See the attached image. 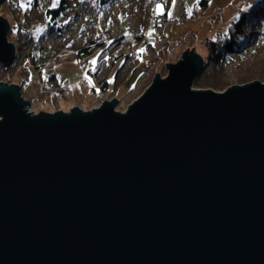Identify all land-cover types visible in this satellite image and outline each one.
<instances>
[{"label":"water","instance_id":"1","mask_svg":"<svg viewBox=\"0 0 264 264\" xmlns=\"http://www.w3.org/2000/svg\"><path fill=\"white\" fill-rule=\"evenodd\" d=\"M202 65L184 51L122 112L32 113L0 80V264H264V82L194 88Z\"/></svg>","mask_w":264,"mask_h":264},{"label":"rangeland","instance_id":"2","mask_svg":"<svg viewBox=\"0 0 264 264\" xmlns=\"http://www.w3.org/2000/svg\"><path fill=\"white\" fill-rule=\"evenodd\" d=\"M30 1L32 0H10L12 2L10 6L7 0L2 5L0 4V14L2 12L4 16H9L11 22L13 18L21 15L25 19L23 21L24 36L22 35L21 39L29 35L33 37L26 45H21L20 61L31 52L37 56V48L41 49V60L44 64L38 70L30 64L26 65L28 72L21 96L28 100L31 106L38 107L35 113L39 110L53 113L58 110L68 111L75 105L88 110L97 107L103 100L98 99L88 103L90 96L87 93L91 82L86 71L94 64L93 61L97 57L96 52L80 59H76L70 52L51 57L53 51H57L59 44H69L70 41H74L75 45H80L93 31L101 30H107L112 37L129 32L144 34L143 40L136 49H133L136 57L131 55L126 59L128 70L122 82L114 81L115 72L121 67L122 61L118 60L107 74L109 91H112L114 95L117 94L118 97L115 109L122 112L144 91L143 89L148 86L155 73L165 75L166 71L163 67L166 63L175 62L184 51H191L193 48L196 53L203 56L205 51L201 45L202 39L211 36L217 29H225L229 20L236 15L233 7L244 8L250 0H207L203 8L194 5L198 0H175V3L173 0L156 2H153L154 0H114L99 9L80 7L79 0H71V11L60 20L65 25L61 37H56L54 32L43 31L44 10L53 6L54 0H37L38 5L35 9L29 7L31 6ZM181 3L186 4L185 16L180 14ZM151 13L159 17L163 13L166 14L169 23L157 27L148 16ZM73 14L77 16L73 17ZM179 14L184 20L179 24L173 23L172 20ZM257 31H259L258 28ZM260 37L261 40L253 41V50L264 48V36ZM146 44H151L155 50L150 58L140 56V49L143 50ZM250 61L251 54L249 53L242 59L238 56L231 57L223 64V70L227 75L226 85L221 88L222 90L215 91H223L231 84H241L239 78L237 79L238 76L235 75V73H241L237 72L239 71L237 64L240 63V66L244 67ZM148 62L154 65L153 67L148 65L149 67L144 69L143 77L142 68ZM47 73L55 75L56 80L53 83L48 79ZM19 74L20 71L13 73L11 69L3 70L0 66V80H4V75H13L12 80L19 84L22 81ZM255 80L261 81L260 79Z\"/></svg>","mask_w":264,"mask_h":264},{"label":"trees","instance_id":"3","mask_svg":"<svg viewBox=\"0 0 264 264\" xmlns=\"http://www.w3.org/2000/svg\"><path fill=\"white\" fill-rule=\"evenodd\" d=\"M71 0H54L53 4L55 6L48 7L44 10V25L43 31L54 32L56 37H61L65 30V25L61 19L71 11ZM114 0H79L78 3L80 7H87L90 9L95 7L97 9L103 8L104 6L109 5ZM158 0H154L156 2ZM160 1V0H159ZM207 0H198L194 5L203 8L206 6ZM31 9H35L38 5L37 0H32L29 2ZM12 4L9 0V5ZM182 4V10L180 14L185 16V7L186 4ZM11 6V5H10ZM184 6V7H183ZM236 15L233 16L225 29H217L211 36H207L202 39V44L204 47V54L202 57L204 65L194 80V87L196 88H211L213 90H222L221 88L226 85L227 75L223 70V64H225L231 57H240L244 58V55L247 53L251 54V61L247 66H240L238 63L237 68L241 72L239 74L235 73L237 79L239 78L240 83L246 81H252L253 79H260L261 82H264V48H259L253 50L252 45L253 41L261 40L260 36H264V0H250L244 8H239L238 6L233 7ZM238 9V10H237ZM174 18L173 23L179 24L184 19L180 17ZM76 17V14L72 15ZM151 17V21L156 23V26L165 25L169 23L166 14L163 13L162 16H155L154 13L148 15ZM159 17V19L157 18ZM10 20V27L8 30L7 38L15 46V56L9 68H3V70L13 71V73L19 72L22 78L20 90L22 93L23 84L26 79V74L28 72L27 64L32 65L37 70L44 64L41 60L42 55L40 53V47L37 48V56L33 53H29L25 56L22 61H20V49L21 45H26L33 37L27 36L23 40L21 36L24 34V18L19 15ZM178 22H177V21ZM171 22V21H170ZM257 28L259 31H257ZM24 36V35H23ZM144 34L142 32H129L125 34H120L116 37H112L110 34L105 31H93L92 34L80 45H75L74 41H70L69 44H59L57 51L54 50L51 57H58L63 53L70 52L76 59L85 58L92 53L96 52V60L92 67L87 69V73L91 82L89 91L87 95L90 96L88 103L95 102L98 99H111L114 97L112 91H109L107 74L114 67L116 62L122 61L121 67L115 72V82H122V79L125 77V73L128 68L127 60L131 55L134 56L133 52L137 48V45L143 40ZM162 47V46H161ZM163 48V47H162ZM140 49V48H139ZM154 47L151 44H146L143 47V50L140 49V56L149 57L154 53ZM125 56H127L125 58ZM152 66L150 62L146 63L143 66V77H144V68L146 66ZM151 67V68H152ZM153 69V68H152ZM48 79L53 83L55 75L47 73ZM13 76V75H12ZM12 76H5L4 80L8 83L14 82ZM250 79V80H249ZM51 83V84H52ZM31 106V105H30ZM34 110H38V107H34Z\"/></svg>","mask_w":264,"mask_h":264},{"label":"built area","instance_id":"4","mask_svg":"<svg viewBox=\"0 0 264 264\" xmlns=\"http://www.w3.org/2000/svg\"><path fill=\"white\" fill-rule=\"evenodd\" d=\"M177 21V20H176ZM178 22V21H177ZM149 66H146L144 69L148 68ZM146 74H148V72H146ZM28 111L35 113V110L30 106V108L28 109Z\"/></svg>","mask_w":264,"mask_h":264},{"label":"snow or ice","instance_id":"5","mask_svg":"<svg viewBox=\"0 0 264 264\" xmlns=\"http://www.w3.org/2000/svg\"><path fill=\"white\" fill-rule=\"evenodd\" d=\"M173 3H175V0H173ZM53 6H55V4H53ZM159 7V6H158ZM93 63H95V61H93Z\"/></svg>","mask_w":264,"mask_h":264}]
</instances>
